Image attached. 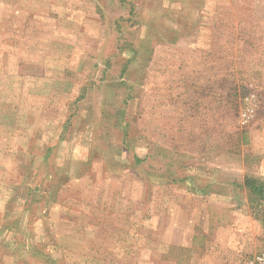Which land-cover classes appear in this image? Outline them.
Here are the masks:
<instances>
[{"label": "rangeland", "instance_id": "rangeland-1", "mask_svg": "<svg viewBox=\"0 0 264 264\" xmlns=\"http://www.w3.org/2000/svg\"><path fill=\"white\" fill-rule=\"evenodd\" d=\"M262 251L264 0H0V264Z\"/></svg>", "mask_w": 264, "mask_h": 264}, {"label": "built area", "instance_id": "built-area-1", "mask_svg": "<svg viewBox=\"0 0 264 264\" xmlns=\"http://www.w3.org/2000/svg\"><path fill=\"white\" fill-rule=\"evenodd\" d=\"M247 264H264V251L257 253Z\"/></svg>", "mask_w": 264, "mask_h": 264}]
</instances>
